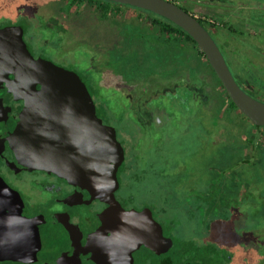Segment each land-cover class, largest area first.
Returning <instances> with one entry per match:
<instances>
[{"label": "rangeland", "instance_id": "1", "mask_svg": "<svg viewBox=\"0 0 264 264\" xmlns=\"http://www.w3.org/2000/svg\"><path fill=\"white\" fill-rule=\"evenodd\" d=\"M178 1L187 9L199 10L198 13L202 17L207 15L222 23L228 21L234 26L235 31L251 29L246 28V25L253 23L249 19L248 8L242 12L235 5L234 9L238 15V18H235L234 13L233 16L229 15L223 5H220L225 2L224 0H218L219 3H212L213 0ZM56 4L59 11L63 6L62 2ZM55 7H52V10ZM120 8L121 14L116 17L103 19L95 11L96 13L84 19L85 32L75 28L74 40L66 52L67 55H62L61 60H55L84 79L96 103L99 117L106 125L116 129L117 139L125 151L124 169L120 176L122 188L118 195L122 199H129L140 208L144 205L152 207L156 219L162 222L165 219L167 224L173 222L177 233L184 234L190 230L189 219L192 216L197 218V225L199 224L202 213L205 212V202L201 199L213 181L210 178L214 175L212 171L217 168L215 161L210 159L215 142H212V132L208 127H211L213 122L209 121L207 112L202 111L197 85L183 84L174 65L170 67L168 64L156 61L158 58L164 59L166 51L173 52L172 58L183 60L182 54L177 57L178 54L173 51L176 50V45L170 42L169 45L164 46V49L158 47V36L161 34L158 29L150 25L145 27L138 24L139 21L147 22L148 17L141 15L144 12L130 7L120 6ZM83 10H80L79 14ZM242 14H245V17ZM139 15H141L140 19ZM135 17L137 24L134 22ZM256 17H258V29H264L263 7L256 10ZM39 19L41 20V15ZM119 21L122 22L120 26L122 28L110 26L108 23ZM31 32L38 31L29 29V33ZM38 33L39 41L54 40L55 44L60 43L59 36L55 33L48 34L46 30ZM136 33L146 36L147 40L140 42L131 40V35ZM213 36L219 47L223 49L221 46L223 34L215 32ZM246 37L252 41V37L249 35ZM34 48L40 53L41 48L37 44ZM234 51L239 53V48H235ZM226 52L224 51L225 54ZM234 53L233 57L241 59L239 62L242 71L234 65L233 57L227 54L226 57L234 75L238 78L239 72L245 71L247 56L234 55ZM171 63L178 65L176 60ZM258 66H247L246 77L238 79L243 86L248 83L247 77L252 78L253 84L260 83L253 87V95L264 101V86L261 85L264 82V77L261 75L263 70ZM238 123L243 125L241 121ZM248 166L243 164L238 167L241 176L250 173L251 169L246 171ZM207 168L211 169L208 171ZM134 175H139L140 178L135 179ZM46 178L43 175H25L22 178L24 189H29L32 214L37 211H49L47 204L51 201V197L43 195L36 185L38 180ZM231 182V178L226 179V185ZM188 188L198 192V198L185 197L183 194ZM260 189L264 193V186ZM188 193L192 192L188 191ZM39 196L44 203L32 200ZM216 201L213 199V204H216ZM83 211L81 213L84 214L81 216L84 219L87 214L92 213L91 209ZM244 213L246 214L239 222L241 228L249 230L248 232L254 237L257 233L264 237V231L258 232L264 229V205H259L258 212L245 209ZM180 216L184 220H181L178 227ZM82 222L85 223L84 220ZM165 230L168 231L166 224ZM177 235L174 237L176 238ZM262 239L264 243V238ZM138 257L144 258L145 253L138 254ZM145 260L148 261L137 260L136 263L146 264Z\"/></svg>", "mask_w": 264, "mask_h": 264}, {"label": "water", "instance_id": "2", "mask_svg": "<svg viewBox=\"0 0 264 264\" xmlns=\"http://www.w3.org/2000/svg\"><path fill=\"white\" fill-rule=\"evenodd\" d=\"M103 1L155 14L184 31L205 56L228 99L253 126L251 157L220 173L217 184L222 187L224 176L255 160L257 145L264 131V101L239 85L211 32L194 14L175 2ZM25 53L33 67L35 83L42 85L39 91L41 106L52 110V122H49L52 129L51 133L39 135L35 129L39 123L36 116L30 113L22 115V119H25L21 123L25 132V146L19 150L20 164L24 168L32 166L48 170L63 177L78 190H87L92 200L106 203L111 214L105 226L85 237L73 213L29 217L20 194L0 176V262L82 264L85 260L94 264H134V252L141 246H147L161 264H169L162 246L165 242L160 226L151 211H126L115 197L119 187L118 172L125 159L124 149L117 139L116 129L106 125L97 115L96 103L82 77L50 61L35 60L26 47ZM14 85H18L17 81ZM9 101L7 98L0 100L1 108L9 105ZM55 109L58 110L56 113L53 112ZM5 118L6 112H0V120ZM60 131L62 137L59 136ZM233 183L237 181L234 180L232 186ZM246 194V191L240 193L237 202L235 200L236 207L230 210L227 231L235 237H240L236 224L241 217ZM211 239L210 236L193 238L181 244V254L174 263L184 264L187 253L196 250L194 244L201 248L213 246ZM227 239L233 242L230 234ZM246 246L241 243L237 249H245ZM254 251L258 255V264H264V243L254 247Z\"/></svg>", "mask_w": 264, "mask_h": 264}, {"label": "flooded vegetation", "instance_id": "3", "mask_svg": "<svg viewBox=\"0 0 264 264\" xmlns=\"http://www.w3.org/2000/svg\"><path fill=\"white\" fill-rule=\"evenodd\" d=\"M171 1L183 7L191 14H194L200 21L203 22L205 27L211 32L212 35L215 32L223 34V38H221L223 45L221 46L225 52H228H226L227 56L230 55L233 57L232 55L235 52L234 49L239 48V53L235 52L234 55L238 54L239 56H247L245 71L246 67L249 65H259L258 67H261L263 70L261 75L264 77V29H258V17H256V10L262 7L264 8V0H224L225 2L220 4L223 5V8L229 12V15L233 16L234 13L235 18H238V15L234 9L235 5H237V7L242 12H244L246 8L249 9V19H251L253 23L252 25L251 23L246 25V28H251L250 30L246 29L244 31H235L233 29L234 26L228 23V21L222 23V21L210 18L205 14L204 15L208 18L205 16L202 17L198 13L199 10L195 11L187 9L182 6L178 0ZM57 2H62L63 5L59 11H57ZM212 3H219V1L213 0ZM116 5H113V11H115V13H112V15H109V17H116L121 14V5H117V7ZM52 7L55 8L52 10ZM82 9H84L83 11L89 10L92 12V14L96 13L95 11H97L99 17H102L100 10L98 9V3L96 2L88 3V1H85L81 5L75 6L73 5V0H0V100H4L6 98L10 99L9 105H5L4 109L1 108L2 105L0 104V112H6L7 115V119L5 118L4 120H0V176L13 190L20 194L25 203L26 213L29 217H34L37 215L73 213L78 219L83 235L86 237L97 231L99 228L105 226L109 222L111 213L107 204L98 199L92 200L91 195L87 190H78L66 179L53 172L35 169L32 166H27L28 168H24L23 165L20 164L18 158V154H20V148L23 149L25 146V132L21 124L25 119L24 117L22 119V115L30 113V115L36 116L39 123L35 129H37V133L39 135L47 132L51 133L52 129V126H50V123L52 122V110L51 108L41 106L42 99L39 96V91L42 89V85L40 83H35L34 75H32L34 70L27 60L25 47L35 60L43 59L63 67L58 64L55 59L61 60L62 55H67L66 52L68 51L69 46H72L75 31L74 22L78 20L76 19V15L79 14V11ZM40 15L41 20L39 19ZM141 15H146L148 17L147 13H142ZM141 15H139V19ZM242 15L245 17V14ZM42 20L44 22L43 24ZM229 20L232 21L230 18ZM147 23L152 26L149 23V19L147 20ZM94 28H96V25ZM152 28L154 27L152 26ZM29 29H35L38 32H41V30H46L49 32L48 34L55 33L57 36H59L60 43L55 44L56 42L54 40L39 41L37 37L38 32L29 33ZM255 30L256 32H253ZM247 35L252 37V41L247 39ZM182 38L184 37H181V39L178 41L184 42L182 41ZM254 39H256V41ZM36 44L39 48H41L40 53L34 48V45ZM223 49L222 52L224 54ZM54 55L55 57H53ZM233 58L234 65L242 71V65L239 62L241 59L238 57ZM227 62L229 64L228 60ZM63 68L68 69L66 67ZM245 71H243V73L239 72L240 78H238L240 80L246 77ZM238 78L237 81L239 85L243 89L247 90V92H249L252 96H254L253 87L260 85V83L253 84L251 82L252 78L247 77L248 83L247 85L245 83V86H243ZM16 81L18 83L17 86L14 85V82ZM261 85L264 86V82L261 83ZM254 97L257 98L256 96ZM57 111V109L53 110L55 113ZM15 120H18V122ZM221 130L222 131H220L218 134L220 140L227 141V137L229 136L230 138V135L228 133H224L225 130H223V128H221ZM221 132H223V134ZM59 136H63L61 131L59 132ZM260 143L261 140L259 144ZM121 168L118 172L119 187L115 191V197L117 201L126 211L135 210L141 212L145 209H149L151 211L154 220L160 226L161 234L165 242L162 243V246L164 245L168 255L178 257L181 254V244L183 245V243L193 238L201 239L210 236L214 245L201 248L200 245L194 244L193 247L196 250L189 251L187 253L184 264H238L239 257L241 260V263L239 264H258V255H256L254 247L262 244V238L264 237L258 233L255 237L252 236V234L248 232L249 230L241 228L239 223L240 220H242L244 214H246L244 213V210L250 198L259 199L257 200L258 202L256 199L251 202L254 205L253 210H257L259 205H264V198H261V196L258 195L259 191L253 190L252 184H238L237 182L233 183L234 185L232 186L231 183L234 180L237 181V178L235 177L229 185H226V179H224V176L221 184L222 187H219L217 184L218 177H215V179L210 184V187L208 186L209 188L207 192L204 194L205 196L207 195L209 197V203L206 205L207 209L205 212L202 213L203 216L200 219L199 224L197 225V218L192 216L189 219L190 230L187 233L182 234L181 239H178L177 237L176 239L174 237L176 234L175 226H172L171 223L167 224L165 219L164 222L156 219L152 207L144 205L142 208H140L137 204L130 202L129 199H122L118 195L122 188L120 177L122 174V172H120ZM25 175H43L48 178L44 180H38L36 185L39 187L43 195L51 197V201L47 204L49 211H37L34 214L30 213V193L29 189H24L22 179ZM134 178L139 179L140 176L134 175ZM188 191H191L192 193L183 194L185 197H197V192L194 189L188 188L186 192ZM245 191L247 194L245 200L242 203L241 217L239 222L236 224V231L240 237H235L233 233L231 234L229 231H227L229 225L228 221L230 219V210L236 207L235 200L237 202V198L239 197L240 193L243 192L244 194ZM79 195L81 198H79ZM204 195L201 201L205 202L207 198H205ZM213 199L217 200L216 204H213ZM32 200L41 202L40 196L39 198L35 197ZM41 203H44V201ZM84 209H91L92 212L87 214L85 219L81 216L84 214L81 213V211ZM82 220H84L85 223H83ZM165 224L169 232H166ZM260 231H264V229H261L258 232ZM229 234L233 239L232 243L227 239ZM241 243H244L247 246L245 249L238 250L237 248ZM140 253H145V257H138V254ZM150 256L157 260L152 255L147 246H141L133 254L134 264L137 260L141 261L147 259L151 261L152 258H150ZM90 262L91 261L83 260L82 264ZM157 262L160 263L159 260Z\"/></svg>", "mask_w": 264, "mask_h": 264}, {"label": "trees", "instance_id": "4", "mask_svg": "<svg viewBox=\"0 0 264 264\" xmlns=\"http://www.w3.org/2000/svg\"><path fill=\"white\" fill-rule=\"evenodd\" d=\"M88 1V3H98V9L100 10V14L103 18H111L109 17V15H112V13L114 14L115 11H113V5H116L114 3L111 2H107V1H102V0H73V5L78 6L81 5L83 2ZM120 6V5H119ZM122 6V5H121ZM117 7V5H116ZM122 7H127V6H122ZM135 9V8H133ZM137 11H140L139 9H135ZM146 13V12H144ZM148 15V19H149V23L156 29H158V31L161 33L162 36L165 37V39H168L169 42H176L179 39L182 38V41L193 45L194 47H196L198 49V47L196 46V43L192 40V38L190 36H188L184 31H182L181 29H179L178 27H176L174 24H172L171 22L155 15L152 13H147ZM167 40V41H168ZM199 50V49H198ZM200 54V58L202 59L201 61L203 62V67L200 68V71H205L207 70V68L209 69V71H207L205 74L206 77H209L212 75V79L213 84H216V87L219 88L216 93H211V92H205L203 87H198L199 88V96L198 99L200 100L201 106H202V111H206L207 112V116L209 118V121L213 122V125L211 127H208L211 132H212V142H215V144L212 147V155L210 157V159H213L214 164L217 166V168L215 169V171H212L214 173V175H212L210 178H212V180H214V177H218L220 175V169H225L229 166L235 165V163L232 160V157L234 156V153L231 152V148L233 144L236 143V141L232 142L231 140V133H233L235 135H237V138L241 135V133L243 132L241 125H239V121H241L242 124H244L243 122L247 121V119L241 115L236 106L234 105V103H232V101L229 102H225L224 98L227 96L225 90L222 88L221 83L219 82L218 78L216 77V75L214 74L213 70L211 69V67L209 66L205 56L203 55V53L199 50L198 51ZM224 56L227 60V57L224 53ZM201 72V73H202ZM209 75V76H208ZM235 77V76H234ZM236 78V77H235ZM237 80V78H236ZM85 84L87 85V83L85 82ZM258 84V83H256ZM88 87V85H87ZM88 90L90 91L89 87ZM91 93V91H90ZM92 95V93H91ZM255 96V95H254ZM228 98V97H227ZM213 102V107L210 108L209 104H212ZM213 109V111H212ZM224 110V114L223 116L220 118L218 117V115H220L221 111ZM202 114H201V118H202ZM233 118V120H232ZM208 121V122H209ZM245 125V124H244ZM240 127V128H239ZM221 128H223L224 133H228L230 135V138L227 141H223L220 140L219 138V132L222 131ZM239 128V129H238ZM245 129V127H244ZM223 134V132H221ZM235 135V136H236ZM254 139V136L250 135L247 140L246 143L248 144H252V141ZM124 149V147H123ZM125 153V151H124ZM237 155V154H236ZM210 156V155H209ZM243 160V159H242ZM235 161V160H234ZM241 161V160H240ZM124 163H125V159H124ZM124 163L122 164V168L120 170V172H122V170L124 169ZM256 163V160H254L252 163H249L248 168H250L251 166H253ZM206 169V168H205ZM204 169V170H205ZM208 171L211 168H207ZM240 169H235L233 170L230 174L226 175L224 179H229V178H237V182L238 184H249L250 180L248 178H246V176L244 175H240L241 173ZM187 192H185L184 194H186ZM198 192H197V196H198ZM205 196V195H204ZM198 198V197H197ZM205 198H207V200L204 203V211L207 209V204L209 203V197L206 195ZM211 203V202H210ZM175 205V204H172ZM253 204L250 202V200L248 201V204L246 205L245 209L247 211H249V209H253ZM172 210V209H171ZM181 220H184L181 216L179 217V223H178V227H180L181 224ZM172 226L176 225L172 222L171 223ZM177 230H176V234L177 235ZM181 235V236H178ZM177 235L178 239L182 238V234L179 233ZM168 255V254H167ZM150 258H152L150 256ZM177 259L176 256L173 255H168V260H169V264H176L174 263V260ZM158 260H155L154 258L151 259V261H144L146 264H161L157 262ZM0 264H21V263H14V262H0ZM89 264H94L92 261Z\"/></svg>", "mask_w": 264, "mask_h": 264}, {"label": "crops", "instance_id": "5", "mask_svg": "<svg viewBox=\"0 0 264 264\" xmlns=\"http://www.w3.org/2000/svg\"><path fill=\"white\" fill-rule=\"evenodd\" d=\"M92 14L91 11H82L80 12V14L76 15V19H78L77 21L74 22V30L75 28L85 32V25H84V19L89 18V16ZM75 16V15H74ZM79 17H81V19H79ZM110 21V20H108ZM136 24L138 23L135 17V21ZM110 26H118L119 28H122L120 26H122V22H108ZM138 24L143 25L145 27H148L149 24L146 23H142L139 22ZM95 26V25H94ZM118 28V29H119ZM146 36H143L142 34H134L131 35V40H136L138 42L140 41H145L147 40L145 38ZM158 47H162L164 49L165 45H169L170 42L168 39H165L164 36H162L160 34V36H158ZM168 40V41H167ZM173 44L176 45V50H173L175 52V54H178L177 57H179V55H183V60H178V59H174L172 57H174L173 55H171V53L173 52H163L164 53V59L162 58H158L156 61L158 63H164V64H168L170 65V67H172L173 65L175 66V69L179 72L178 73V77L180 78V80L182 81L183 84L185 85H197V87H203L205 92H211L216 93V91L219 89L216 87V84H213V79H212V75L209 77H206L205 74H207L206 72L209 71V69L207 68V70L205 71H200L203 67V62L201 61L202 59L200 58V54H199V50L194 47L193 45H190L186 42H172ZM155 46V44H153ZM142 46V45H141ZM153 47V46H152ZM128 49V48H125ZM150 51V50H149ZM178 61V65L177 64H173L171 62L173 61ZM185 60H187L188 62H186ZM202 72V73H201ZM110 81H107V83ZM123 83V82H122ZM118 84L120 85V79L118 78ZM124 84V83H123ZM149 85V84H148ZM142 92V90L140 91V93ZM225 102H229L227 96L224 98ZM213 102L212 104H209V107L212 108L213 106ZM224 110L223 109L220 113V115H218V117H222L224 114ZM233 120V118H232ZM244 124L241 125V128L243 130V132L241 133V135L239 136V138H237V135L235 133V135L233 133H231V141L234 142L236 141L235 144L232 145L231 148V152L234 153V156L232 157L233 162L235 163L236 161H240L242 159H246V158H250L251 157V150H252V144H248L246 143L247 138L252 135L254 136V128L253 126L247 121L243 122ZM252 126V127H251ZM245 127V129H244ZM240 128V127H239ZM238 128V129H239ZM227 139H229V136L227 137ZM237 154V155H236ZM235 160V161H234ZM255 160L256 163L251 166L250 168H247L246 171L250 170V173L246 176V178H248L250 180V183L253 185V190H257L259 191V193L261 194V198H264V193L261 191V187L264 186V132H263V137L261 138V143L258 144V148H257V152H256V156H255ZM254 199L259 200L257 198H250V202H253ZM258 202V201H257ZM260 202V201H259ZM255 212H258L257 210H254ZM259 214V213H258ZM260 215V214H259Z\"/></svg>", "mask_w": 264, "mask_h": 264}]
</instances>
